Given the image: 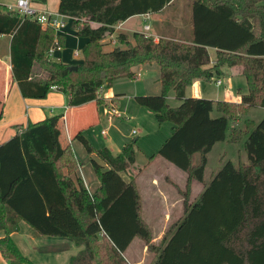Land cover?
Masks as SVG:
<instances>
[{
  "label": "trees",
  "instance_id": "16d2710c",
  "mask_svg": "<svg viewBox=\"0 0 264 264\" xmlns=\"http://www.w3.org/2000/svg\"><path fill=\"white\" fill-rule=\"evenodd\" d=\"M175 1L58 0L57 13L69 17L75 35L85 39L81 60L73 64L46 54L55 39L62 44V35L0 3L11 80L25 99L44 98L53 89L69 107L99 104V89L120 77L135 78V64L157 63L160 93L134 100L158 122L172 124L156 154L187 174L183 213L154 243L136 183L120 175L135 161L134 141L112 154L107 147L91 146L81 130L73 133L70 139L96 158L90 165L98 185L88 197L61 171L64 149L55 125L60 115L18 126L0 143V255L7 264H36L11 238L20 220L39 234L71 237L79 249L66 264H132L124 251L134 238L155 252L151 264H264V116L258 122L247 119L245 131L233 118L251 107L264 108V0H189L182 11L176 6L166 11ZM165 12L171 16L153 23L157 40L114 27L134 15ZM109 38L111 48L106 47ZM234 66L247 84L239 102L186 95L194 82ZM170 90L179 101L174 107L166 101ZM228 127L230 142L246 135V161H225L188 202L191 181L204 182L207 154L226 140ZM53 207L67 213L79 234L49 219Z\"/></svg>",
  "mask_w": 264,
  "mask_h": 264
},
{
  "label": "crops",
  "instance_id": "0c3cea01",
  "mask_svg": "<svg viewBox=\"0 0 264 264\" xmlns=\"http://www.w3.org/2000/svg\"><path fill=\"white\" fill-rule=\"evenodd\" d=\"M45 1L46 4L30 1V6L35 11H46L51 14L57 13L58 0H50L51 6L49 5V3H47V0ZM158 15L160 14H152V16ZM134 17H143V14L134 15L128 19H125L124 21L117 23L114 27L123 31H142L141 29L131 27L128 24ZM62 19L64 23L63 28L55 31V33L62 35V44L60 45V48L58 50L53 51V57L51 59L60 60L63 63H70V61H72L71 59L77 56L78 49L81 48L85 39L75 35L74 30L71 28V19L69 17L64 16ZM67 29H69V34L74 38L75 41L69 42V39L66 41ZM152 33L158 38V35L155 34V32ZM110 40L113 41L112 38H109L108 43H110ZM8 42L9 35H0V143L6 141L12 135H14L18 130V126H24L27 122H35L43 119L44 117L56 115L52 113L50 114L48 113V111L50 112L55 108H58L61 111L58 110V112L54 113H58L60 115L55 120V125L60 130L59 142L64 149L61 157V171L63 174L73 180L81 196H83L84 193L89 197V195L98 185L97 178L90 165V159L96 158L93 153H87L78 145H74L73 140L70 138L74 132H76L77 130H81L83 126L82 123L85 122V120H88L87 123H90V121L92 120H98L97 107L99 105H96L94 102H88L81 106L69 107L66 105V98L60 92L53 89L49 91L44 98L25 99L21 97L15 82L11 80L10 76ZM67 45L71 47L70 51H68V49L66 48ZM145 65L148 64L140 66L144 67ZM191 87L192 90L190 91V94L188 96L206 98L204 97L202 91L201 81L194 82ZM115 96L116 95L114 93H111L110 91H107L104 95V97H110L109 100L113 104H115L117 101V97ZM222 100L239 102L241 100V94L237 93L235 95L233 92L228 91L226 95H224ZM258 108L264 111V108ZM101 131H103L102 134H105L104 130ZM168 164L172 163H164V165L162 166H164L166 170L174 168L169 167L170 165ZM221 166H219L215 171H211L210 178L207 181L204 179V182L202 183L193 180V182L191 183V188L193 187L194 189H198V191L196 193H192V196L188 200V202H191L192 200H194V198L197 197V195L202 191L204 184H207L210 181L212 175L215 174ZM173 170H175L178 173L177 175L181 177V181L174 182V185L168 184L171 190L173 188L177 189V187H181V185H184L185 182L183 184V181L186 179V173L184 171L181 170L183 172L181 173L176 168H174ZM142 171L144 172V170ZM128 175L129 178H122L125 181H128L131 177L135 176L131 173H128ZM167 176L168 175L165 174V177ZM145 179V197H142L143 194L142 192H140L142 186L140 187L139 184H137V188L140 192L142 201L141 215L150 227V230L152 229L153 231L151 242H155L163 235L165 229L168 228L171 223L177 221L182 215L184 209V197L175 199L173 197H170L169 192L166 191L168 189V186L164 187L161 186L160 183H158L156 169L151 170L150 174L147 172ZM47 216L54 224L61 227L67 233L79 234V230L76 228L75 224L71 221L65 211L53 207L52 209L47 211ZM158 221L162 223V226L161 229L158 228L157 230L155 228L156 226L152 223H156ZM18 233H22L21 239L18 238ZM11 238L20 252L36 264H66L69 256L74 254L79 249V247L74 244L71 237L39 234L22 220L18 222V228L11 234ZM137 240L140 239L134 238L127 249H125V256H127L133 244ZM147 250L148 249L146 245H144L143 243L140 252V257L142 259L136 261L133 259L131 261L129 259L128 260L132 264H143L142 261L145 255L149 254Z\"/></svg>",
  "mask_w": 264,
  "mask_h": 264
},
{
  "label": "rangeland",
  "instance_id": "374dc122",
  "mask_svg": "<svg viewBox=\"0 0 264 264\" xmlns=\"http://www.w3.org/2000/svg\"><path fill=\"white\" fill-rule=\"evenodd\" d=\"M188 1L189 0H176L172 6L167 7L165 10L167 11L176 6L182 11V9L186 8V5H188ZM0 3L5 4L6 6H11L15 3V0H0ZM39 3L46 4V1ZM47 3H49V5L51 6L50 0H47ZM168 16H171L169 12L162 13L158 16H152V14H150V17L147 19V21H144L143 17H134L128 24L131 27L142 30L143 25L145 23H148L151 26V30L149 33H152L154 32L153 23L157 22L160 25V21L168 19ZM68 30L69 29L66 30V41L68 39L69 42L75 41L74 38L69 34ZM112 42L113 41L110 40V43H108L106 47L111 48L114 44ZM66 48L68 49V51L71 50V47L68 45ZM209 53L210 58L213 59L214 51L210 50ZM52 57L53 55L51 56V58ZM71 60L73 62L70 61V64L78 63L81 60L80 49H78L77 56ZM140 67L141 66L139 64H135L131 67V71L135 72L137 77H120L113 80L109 87L104 86L102 89L98 90L97 96L99 98V104H96L99 105L97 107L98 120H92L90 121V123H87L88 120H85V122L82 123L83 126L81 125V134L94 148L107 147L112 154L118 153L123 144L134 141L135 161L132 165L129 166V171L127 169L121 173V177L125 179L129 178L128 173L134 174L135 176L131 178L135 181L136 186L137 184H139L140 187L142 186L140 192H142L143 194L142 197H145L146 190L144 188V181L146 180L145 178L147 172L150 174L151 170L156 169L157 181L161 186L164 187L168 186V184L174 185V182L181 181V177L177 175L178 173L175 170H173L174 168H176L181 173L183 172L173 164L168 165H170L169 167L174 168L166 170V168L162 165L169 162L163 157L156 154L161 144L171 133L172 124L170 122H158L151 110L144 106H140L135 102L134 96L136 95H156L161 91L160 84L157 81L159 78V67L157 63L152 62L148 63V65H145L144 67ZM239 70L240 68L238 66L226 67L224 69V73L221 76L214 77L209 81H201L204 97H206L207 99L216 100L223 99L224 95H226L228 91L233 92L235 95L237 93H245L247 91L246 80L244 76L239 72ZM217 78L221 79L220 85H217L215 82ZM191 90V86L187 87L186 94L189 95ZM107 91L114 93L116 95L115 97H117L116 103H112V105H114L115 109L121 114V117L119 118L113 117L112 119H108L106 116V113L110 108H108V106L111 104L109 100L110 97H104ZM166 101L172 107L179 104V101L174 96L173 90L168 91ZM58 110V108H55L50 112L48 111V113L58 114L54 113L58 112ZM213 114H217V112L214 111ZM263 116L264 111L262 109L258 107H251L242 116L237 113L233 118L235 119V121H237L236 127H240L245 131V122L247 119H253L258 122ZM101 130H104L105 134H102L100 132ZM230 132L231 129L230 127H228V129L226 130V140L217 142L213 146L212 150L207 154V163L204 169V179L206 181L210 178L211 171H215L225 161L231 160L232 162L237 163L239 160L244 162L247 159L244 149L246 135L243 134L242 138L238 142L234 143L228 140ZM72 140L74 145H78L79 147L84 149L81 143L76 138ZM152 155H155V157L150 158V156ZM142 170H144V172ZM165 174H167L168 176L165 177ZM184 182H186V179L183 181V184ZM192 182L193 180L191 181V183ZM184 186L185 184L181 185V187H177V189L173 188L172 190L168 186V189L165 190L169 192L170 197H173L174 199L180 198L184 197ZM197 191L198 189H194L193 187L191 188L190 185L188 198L190 199L192 193H196ZM152 224L156 226L155 228L157 230L158 228L161 229L162 223H160L159 221ZM151 233L153 234L152 229ZM17 236L19 239H21L22 233H18ZM158 240H156L154 243H157ZM142 245L143 241L137 240L133 244L127 256L124 255L125 258L129 259L130 261L132 259L135 261L141 260L142 258L140 257V252ZM147 252H149V254L145 255L142 261L143 264H151L155 259V252L153 250L148 249Z\"/></svg>",
  "mask_w": 264,
  "mask_h": 264
},
{
  "label": "built area",
  "instance_id": "2783aa9c",
  "mask_svg": "<svg viewBox=\"0 0 264 264\" xmlns=\"http://www.w3.org/2000/svg\"><path fill=\"white\" fill-rule=\"evenodd\" d=\"M9 9L16 11L19 15L22 16H30L34 17L35 20L42 26H50L54 29V31L62 29L64 26L62 18L64 17L61 14L54 13L51 14L46 11H35L31 6H30V0H15V3L11 6H7ZM150 17L149 13L143 14V19L144 21H147V19ZM143 32L148 35L152 36L155 40L157 39V36L154 35L153 33H149L151 30V26L148 23H145L143 25ZM60 48V45L56 41V39L53 42V45H51L47 51L46 54L51 58V55L53 51L58 50ZM217 85L221 84V79L217 78L215 80ZM54 88V87H51ZM110 107V108H109ZM109 110L106 113L107 118L111 119L113 117H121V114L115 109L114 105L112 103L108 106ZM103 133V131H101ZM0 264H7L6 261L2 258L0 255Z\"/></svg>",
  "mask_w": 264,
  "mask_h": 264
},
{
  "label": "water",
  "instance_id": "95a60500",
  "mask_svg": "<svg viewBox=\"0 0 264 264\" xmlns=\"http://www.w3.org/2000/svg\"><path fill=\"white\" fill-rule=\"evenodd\" d=\"M70 69H75V65L69 66Z\"/></svg>",
  "mask_w": 264,
  "mask_h": 264
}]
</instances>
